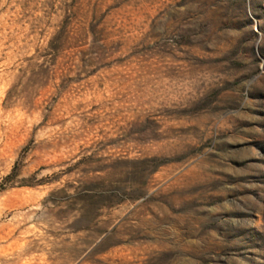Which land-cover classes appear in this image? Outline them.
<instances>
[{
  "label": "rangeland",
  "instance_id": "1",
  "mask_svg": "<svg viewBox=\"0 0 264 264\" xmlns=\"http://www.w3.org/2000/svg\"><path fill=\"white\" fill-rule=\"evenodd\" d=\"M0 243L264 264V0H0Z\"/></svg>",
  "mask_w": 264,
  "mask_h": 264
},
{
  "label": "bare ground",
  "instance_id": "2",
  "mask_svg": "<svg viewBox=\"0 0 264 264\" xmlns=\"http://www.w3.org/2000/svg\"><path fill=\"white\" fill-rule=\"evenodd\" d=\"M29 235H31V231H22L19 228V224L15 223V225L12 228V233L10 234V236L8 238V241H9V243H13V244L19 243L21 246L26 241V239ZM1 248H3V245H1V243H0V250H1ZM18 248H20V247H18ZM20 252H21V250H20ZM39 259H38V257L32 258V256H31V258L29 257V259H26V260L18 263L14 260V258H8V259L5 258L3 260V264H42L41 260H39Z\"/></svg>",
  "mask_w": 264,
  "mask_h": 264
}]
</instances>
